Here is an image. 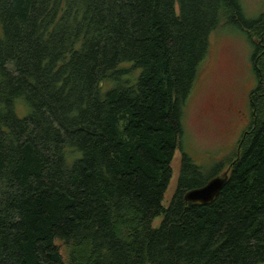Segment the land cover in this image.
I'll return each mask as SVG.
<instances>
[{"label":"trees","instance_id":"obj_1","mask_svg":"<svg viewBox=\"0 0 264 264\" xmlns=\"http://www.w3.org/2000/svg\"><path fill=\"white\" fill-rule=\"evenodd\" d=\"M222 24L260 57L251 122L218 195L186 203L224 172L206 176L182 151L181 126ZM0 30V264H264V12L247 19L241 0H0Z\"/></svg>","mask_w":264,"mask_h":264},{"label":"rangeland","instance_id":"obj_2","mask_svg":"<svg viewBox=\"0 0 264 264\" xmlns=\"http://www.w3.org/2000/svg\"><path fill=\"white\" fill-rule=\"evenodd\" d=\"M241 6L247 19H256L264 12V0H241ZM209 44L181 119L182 151L206 176H211L220 163L222 170L226 169L241 135L250 125V98L258 83L254 67L260 61L259 56L254 60V47L245 32L235 26H218L211 33ZM180 157L181 150L177 149L162 200L164 208L176 190ZM161 217L153 220L154 228L159 226Z\"/></svg>","mask_w":264,"mask_h":264},{"label":"water","instance_id":"obj_3","mask_svg":"<svg viewBox=\"0 0 264 264\" xmlns=\"http://www.w3.org/2000/svg\"><path fill=\"white\" fill-rule=\"evenodd\" d=\"M228 170L209 179L202 187L192 189L185 193L184 201L186 203L207 204L212 201L223 188L227 181Z\"/></svg>","mask_w":264,"mask_h":264}]
</instances>
